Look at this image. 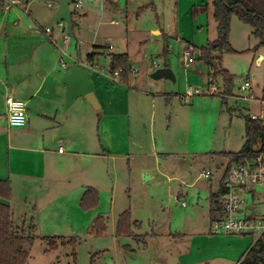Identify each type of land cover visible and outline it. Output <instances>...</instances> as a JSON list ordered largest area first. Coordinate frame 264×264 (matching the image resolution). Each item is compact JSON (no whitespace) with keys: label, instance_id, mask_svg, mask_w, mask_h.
Here are the masks:
<instances>
[{"label":"rangeland","instance_id":"1","mask_svg":"<svg viewBox=\"0 0 264 264\" xmlns=\"http://www.w3.org/2000/svg\"><path fill=\"white\" fill-rule=\"evenodd\" d=\"M3 1V10L5 6L6 11L13 8L10 14L14 12L13 15L24 20L34 12L37 15L44 10L53 17L56 11V0ZM114 2L116 13L112 16L105 11L103 0L94 3L83 0L81 9L72 16L74 34L69 35L64 22L39 21L43 27L50 30L53 27L54 32L59 33L57 54L65 53L63 60L67 68L84 66L94 78L96 89L92 92L100 104L101 115L86 102L73 103L67 115L74 114V118L70 115L71 120L66 123L72 142L55 147L56 152L58 146H62L65 155L58 158L52 154L47 167L51 174L45 180H37L33 188L23 186L20 176L13 179V222L17 226L24 224L26 228L34 225L38 237L25 264L201 261L200 264H240L258 236L212 234V219L219 216L217 199L212 197L218 194L220 179L228 166V160L217 154L240 151L245 139L244 117L256 115L264 121V60L257 63V55H264V49L254 51L258 40L251 35L250 27L231 15L228 42L234 52L222 55L221 66L233 76V81L228 92L223 80L218 78L209 84L217 92L205 93L204 79L194 76L190 67L184 68L181 59L182 48L188 44L194 46L197 59L194 66L207 75L208 70L198 56L200 49L218 36L211 1ZM137 4L149 10H137ZM111 20L117 25L111 26ZM159 20L163 23L160 28L167 33L165 39L155 38L150 33ZM92 42L95 55L91 65L85 62V55L91 50ZM163 44L164 48L168 45L167 50L175 62L174 70L181 80L174 87L179 92L175 99L182 106L171 109L170 115L169 111L165 114L156 111L152 118L153 108L143 103L142 119L131 115L129 124L128 115H123L127 109L122 108V102L116 104L123 93L117 83L115 86L112 83L109 54L128 47L132 55L145 53L149 58L152 53L153 61L163 65L164 58L157 55ZM150 50L153 51L150 53ZM67 68L63 70L58 66L61 73L67 72ZM247 79L250 89L242 90ZM147 80L153 82L150 75ZM189 86L193 95L183 96ZM113 88L117 89L112 92ZM102 95L105 116L98 99L100 96L103 100ZM92 111L93 122H88L87 113L92 114ZM160 144L164 146L161 150ZM85 147L94 151H84ZM253 148L258 149L259 144ZM74 152L77 155H69ZM82 152L93 155L85 160L78 156ZM4 155L9 157L8 151ZM22 156L26 161H33L34 156ZM109 156L115 157L108 159ZM10 157L13 171L16 167L13 152ZM54 166L58 170L51 178ZM25 170L18 167L14 171ZM205 172L210 173L208 178L204 177ZM143 175L152 179L144 181ZM48 179L51 185L45 186ZM30 184L34 185V181ZM89 188L97 192L94 205L81 202ZM255 192L254 199L249 195L241 196L245 200L241 211L243 215L258 218L264 215V187L257 186ZM249 205L255 210H247ZM124 211L130 213L132 236L117 234L118 217ZM100 219L104 221V229L99 234L96 231L101 227ZM45 237L58 241L45 242L42 240Z\"/></svg>","mask_w":264,"mask_h":264},{"label":"crops","instance_id":"2","mask_svg":"<svg viewBox=\"0 0 264 264\" xmlns=\"http://www.w3.org/2000/svg\"><path fill=\"white\" fill-rule=\"evenodd\" d=\"M95 1L96 0H89L88 2L94 3ZM0 2V180H9L10 182L11 196L6 203L12 209L11 199L13 197V179L22 177L23 186L27 185L31 188L36 187L37 180H45L46 177H48L47 175L51 174L48 173L47 167L48 163L52 161V154L58 158L65 155V150H59L62 146L59 145L56 152L54 151L55 147L60 143L72 142L68 136L69 133H71V130L68 129V125L66 124L71 120V114L67 115L70 107L66 110L64 109L66 87L60 82L64 75L67 74L69 68H67V65L65 68L59 66L60 53L59 55L57 54L58 41H60L59 33H55L53 27H51L49 34L45 33L44 29H46V27H43L39 22L41 19V22H49L52 19V14H48L43 10L42 12L37 13V15L34 12L32 17L28 15L29 19L24 20L19 15H13L14 12L13 14H10L13 8L6 11L7 6H5L3 10L2 7L5 2L3 0H0ZM103 2L105 11L114 16L116 13L114 0H103ZM141 7H144V5L137 4V10ZM148 10L149 9L143 11L146 12ZM18 17H20V19H18ZM72 23L74 24L73 20ZM156 23L157 25L150 29V33L155 38L165 39L167 33H165L164 29L160 28L163 26V23L160 20ZM110 25H117V22L111 20ZM70 33L74 34L73 28H71ZM187 46L194 47L190 44ZM94 48L95 45L94 42H92L91 50L85 55L86 63H88L86 61L87 55H95L93 52L94 50L92 51ZM125 49V51L122 50L121 52L110 54H126L128 56L129 67L131 70L128 79L123 83L116 82L114 78H112L110 71L109 74L113 79L112 83L114 86L116 85L115 83H117V85L120 86L118 87L120 88V92L122 91L123 93L120 94L116 104H122V108L127 109L123 115H128L129 124L131 115L139 118V120L142 119L141 107L143 103L144 105L150 104L153 108L151 114L152 118L155 117L157 112L159 114H165L169 111L170 115L171 109H179L180 107L178 106H182V104L175 99L179 95V92H176L174 86H178L180 84L179 81L181 82V80L174 70L173 66L175 65V62L174 59L171 58L170 52L167 50L168 45H165L164 48L163 44L161 52L157 54L164 58L163 65H159L153 61L151 56V51L153 50H150L151 54L148 58L145 53L132 55V52L128 51V47ZM183 49L184 47L182 48V51ZM155 52L157 53V51ZM262 56V60H264V55ZM93 62L94 58L92 62L88 64L92 65ZM57 65L63 70L67 68V72L61 73ZM76 66L87 71L84 66ZM135 66L139 68L135 69ZM157 68L169 69L172 73L173 81L161 79L156 81L153 80L151 83V80H147V75H151ZM132 70L134 73H132ZM191 71L194 76H199L200 80L204 79V83L207 84L208 74L206 75L205 71L197 69L194 65L191 68ZM139 73H141V75H139ZM89 77L92 84V91H95V80L94 78L92 79L91 76ZM192 80H195V77ZM125 88H127V90ZM189 88L191 87L189 86L185 89L183 96L189 97L187 95V90ZM116 89L113 88L112 92ZM6 96H13L14 99L24 104L27 114V124L25 127L12 128L8 125L6 117L7 111L4 104ZM183 96L180 95L181 98ZM101 97L103 100H101L100 96L98 97L100 103L101 101L102 103L105 102V97L103 95ZM79 100L85 102L82 98H78L74 103ZM182 100L186 101L183 98ZM120 102L122 103L119 104ZM102 103V113L105 116V106ZM128 111L131 113L129 114ZM93 114L94 112L92 114L87 113L86 119L88 122H93ZM73 115L71 116L74 118ZM91 125H93V123ZM75 128L76 127L73 129ZM61 129H63V131L60 132ZM73 132L75 133L77 130H73ZM84 144L88 145V142L85 141ZM163 147L162 144L159 145L160 150L163 149ZM91 149V147H85L84 151H94ZM5 151H8L9 154V157L7 158H5L4 155ZM12 152L14 155L13 164L16 166L14 170H17L18 167H23L26 169L25 171L18 172L11 170L10 155ZM23 154H27L29 157L34 156L33 161H26L22 156ZM69 155L77 154L74 152V154L70 153ZM92 155L93 154L89 152L78 154V156L85 160ZM114 157L115 156H109L108 159H113ZM56 166H54L55 169L53 170L51 178H53L58 170ZM32 181H34V185L30 184ZM49 185H51V180L48 179L47 182H45V186ZM202 262L203 261L186 264H200Z\"/></svg>","mask_w":264,"mask_h":264},{"label":"trees","instance_id":"3","mask_svg":"<svg viewBox=\"0 0 264 264\" xmlns=\"http://www.w3.org/2000/svg\"><path fill=\"white\" fill-rule=\"evenodd\" d=\"M212 5L213 20L217 25V39L212 43H208L200 50L198 60L204 63L208 70L209 84L221 78L229 92V86L232 84L233 76L230 75L221 66V58L224 53H232L234 50L228 42L230 31V17L235 15L244 24L250 27L251 35L258 40V44L254 51L264 49V0H210ZM146 7H141L139 10H144ZM75 14V13H74ZM74 24L72 23V28ZM94 54H89L86 61L91 63ZM111 67L109 71L113 74L114 71L121 68L119 82H126L131 73L129 60L126 54H109ZM264 100V95H263ZM244 144L240 151L234 153H218L223 158L228 160V166L224 176L220 179V189L222 191V181L226 177L230 167L234 164L252 163L256 156L264 155V122L262 120H253L250 117H244ZM259 144L258 149L253 147ZM218 192V193H219ZM213 195V199L217 196ZM11 196V187L9 180H0V264H25L29 257V251L34 241L38 239L35 235V226L26 225L17 226L13 222V212L10 206L6 203ZM97 201V192L94 189H88L84 192L81 202L85 205L89 203L94 205ZM216 201V200H215ZM213 220V219H212ZM98 232L104 229L103 220L100 219ZM130 213L124 211L118 217L117 234L118 236H132ZM45 242L56 243L58 239L42 238ZM73 241V240H71ZM240 264H264V234L252 242L247 252L243 255Z\"/></svg>","mask_w":264,"mask_h":264},{"label":"built area","instance_id":"4","mask_svg":"<svg viewBox=\"0 0 264 264\" xmlns=\"http://www.w3.org/2000/svg\"><path fill=\"white\" fill-rule=\"evenodd\" d=\"M83 0H75L70 5V10L74 13L81 9V3ZM60 22V21H57ZM61 26L62 24L59 23ZM45 33L49 34L50 29H44ZM196 49L191 46L184 47L182 51V66L184 68H192L196 63ZM200 55V51H199ZM65 53L60 54L59 66L65 68V62L63 57ZM199 58V56H198ZM121 68L117 69L111 75L112 78L119 82V75ZM242 90L250 89V83L247 79ZM192 89L187 90V95L192 96ZM217 89L215 87H209L205 93L215 94ZM198 94V92L196 91ZM6 106L7 123L12 128H23L27 124V114L25 106L22 102L14 99L13 96H6L4 99ZM253 120H260L256 115L250 117ZM264 122V121H263ZM61 151L62 148L60 147ZM210 173L205 172L204 177L208 178ZM222 191L218 193L217 200L215 201L219 205V216L212 220L211 233L231 235H257L258 238L264 234V215L258 218L252 216H246L242 214L241 205L245 204V200L241 198L243 195H249L253 199L255 198V189L257 186L264 187V155L260 154L255 157L252 163H238L230 167L226 177L222 181ZM185 204L182 203V207ZM252 206V205H249ZM246 209L248 210V207ZM254 207V206H253ZM255 210V207L252 211Z\"/></svg>","mask_w":264,"mask_h":264},{"label":"water","instance_id":"5","mask_svg":"<svg viewBox=\"0 0 264 264\" xmlns=\"http://www.w3.org/2000/svg\"><path fill=\"white\" fill-rule=\"evenodd\" d=\"M75 0H56V11L51 19V23L61 21L66 24L69 35L71 34L72 28V16L73 12L70 10V5ZM89 1V0H87ZM263 59L261 54L257 55V63ZM111 63L109 67H111ZM150 78L156 80H169L173 81L172 73L166 68H157L151 75ZM61 83L66 87V98L64 103V109L70 107L75 100L82 98L88 103L92 109L100 116V104L92 92V85L88 71L84 70L79 66H71L66 75L61 79ZM150 177L143 175V180L148 181ZM253 206H249L248 210L252 211Z\"/></svg>","mask_w":264,"mask_h":264}]
</instances>
